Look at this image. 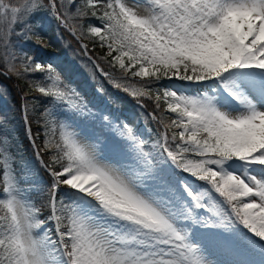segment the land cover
<instances>
[{
	"label": "snow or ice",
	"instance_id": "6c2138e0",
	"mask_svg": "<svg viewBox=\"0 0 264 264\" xmlns=\"http://www.w3.org/2000/svg\"><path fill=\"white\" fill-rule=\"evenodd\" d=\"M40 10L107 49L120 76L100 71L116 89L175 114H151L163 129L154 140L110 111L103 85L90 106L52 63L17 55L12 35ZM89 18L99 25L85 29ZM13 76L49 105L42 147L27 128L49 213L31 201L42 182L0 120V264H217L210 248L264 264V0H0V77Z\"/></svg>",
	"mask_w": 264,
	"mask_h": 264
},
{
	"label": "trees",
	"instance_id": "16d2710c",
	"mask_svg": "<svg viewBox=\"0 0 264 264\" xmlns=\"http://www.w3.org/2000/svg\"><path fill=\"white\" fill-rule=\"evenodd\" d=\"M9 2L16 4L18 0H9ZM44 2L47 3V0H44ZM77 2L83 4L85 0H77ZM27 22L30 25V30H25L27 35L17 36L13 34L11 38L17 55L19 56L22 51L33 57L34 60L42 63H52L56 71L60 73L61 79L75 86L80 92L81 99L90 102V106L91 103L101 99V97L96 98L95 89L103 85L107 93L103 98H107L110 103L115 100V103L111 104L118 108L121 121L127 120L139 130L144 139L151 140L156 138L158 131L163 130L161 125L152 120L151 114L158 117L163 115L165 118L175 117V114L162 112L165 107L163 103L161 109H156L152 101L143 100L144 107H141L136 99L116 89L108 78L102 75L100 69L116 78L120 76L119 70L113 69L102 59L107 49H102L99 42H94L92 38L83 39V42L88 45L84 51L79 41L60 27L58 22L43 10L33 14ZM83 23L85 29L88 24L99 25V21L94 18L85 19ZM20 30L21 25L17 24L16 31L19 32ZM36 32H39L43 37L44 47L35 43L34 34ZM17 63L19 64V60ZM96 65H99V70H97ZM35 75L39 76V74ZM28 79L30 77L25 79H18L15 76L11 79L0 77V120H7L8 127L14 129L12 133L15 137L13 153L16 155L17 160L19 161L22 158L28 167L32 169L31 178L42 182L38 183L36 191L31 192V201L40 209L41 217H44L49 213L47 207L48 196L47 193H37L47 185L50 177L35 158V150L27 134L22 106L23 108L26 106L24 114L28 117V125L31 127L35 145L36 147H42L43 129L37 121L40 118V113L49 105L44 97L29 89ZM136 80L138 81L139 78H136ZM161 83L168 87L181 89L188 86L190 82L165 80ZM25 94L27 100L23 99ZM32 97H37V100H33ZM56 138L58 139V132ZM42 155L43 159L47 161L48 153L44 152ZM17 170L19 171V168ZM20 186L28 187L25 184Z\"/></svg>",
	"mask_w": 264,
	"mask_h": 264
},
{
	"label": "rangeland",
	"instance_id": "374dc122",
	"mask_svg": "<svg viewBox=\"0 0 264 264\" xmlns=\"http://www.w3.org/2000/svg\"><path fill=\"white\" fill-rule=\"evenodd\" d=\"M128 2L129 3H132L133 2V0H128ZM137 2H140V0H137ZM138 11L139 12H141V14H143L145 11H146V9H145V7H143V6H141L140 8H138ZM81 43H83V42H81V40L79 41V44H80V46H81ZM85 44V43H84ZM50 83V82H49ZM62 85L63 86H66L68 89H72V90H74L75 91V93L76 94H78V92H77V90L75 89V88H73V87H71V86H67L66 84H63L62 83ZM190 89V88H189ZM185 91H187V92H194L195 90H193V91H191V89L190 90H185ZM97 92V91H96ZM98 94V93H97ZM110 108V107H109ZM110 111H113V112H117V109H115L114 107H111L110 108ZM73 130H75V131H79V129L78 128H75V129H73ZM82 138V137H81ZM83 139V138H82ZM49 227H50V225H49ZM209 258L210 259H212V260H215L217 263H222V264H229V262L231 261V260H233L234 259V257L233 256H231V255H229V254H227V253H225V252H223V251H221V250H218V249H216V248H210L209 249Z\"/></svg>",
	"mask_w": 264,
	"mask_h": 264
},
{
	"label": "bare ground",
	"instance_id": "6f19581e",
	"mask_svg": "<svg viewBox=\"0 0 264 264\" xmlns=\"http://www.w3.org/2000/svg\"><path fill=\"white\" fill-rule=\"evenodd\" d=\"M35 234V233H34ZM217 264H222V263H217Z\"/></svg>",
	"mask_w": 264,
	"mask_h": 264
}]
</instances>
